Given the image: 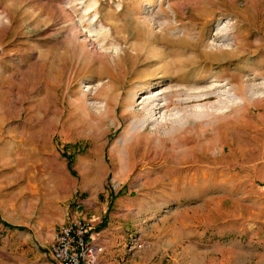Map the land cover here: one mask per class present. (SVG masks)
Masks as SVG:
<instances>
[{
	"label": "rangeland",
	"instance_id": "1",
	"mask_svg": "<svg viewBox=\"0 0 264 264\" xmlns=\"http://www.w3.org/2000/svg\"><path fill=\"white\" fill-rule=\"evenodd\" d=\"M111 212L139 264H264V0H0V264Z\"/></svg>",
	"mask_w": 264,
	"mask_h": 264
},
{
	"label": "built area",
	"instance_id": "2",
	"mask_svg": "<svg viewBox=\"0 0 264 264\" xmlns=\"http://www.w3.org/2000/svg\"><path fill=\"white\" fill-rule=\"evenodd\" d=\"M90 219L71 216L59 223L49 244L54 264H95L102 246L89 235Z\"/></svg>",
	"mask_w": 264,
	"mask_h": 264
},
{
	"label": "bare ground",
	"instance_id": "3",
	"mask_svg": "<svg viewBox=\"0 0 264 264\" xmlns=\"http://www.w3.org/2000/svg\"><path fill=\"white\" fill-rule=\"evenodd\" d=\"M148 30H150V29H148ZM110 33H112V32H110ZM228 35H229V31L226 30V32L224 34H222V37L224 39H227L228 38ZM120 49L122 50L123 48L120 47ZM221 49H223V48H221ZM166 67H167V65H166ZM182 75H183V73H182ZM174 78H176V76ZM177 78L181 82L186 80L185 78L181 79V77H179V74H178V77ZM148 83H151V82L146 81V84L145 85H148ZM101 85H103V84L102 83H99V86H101ZM107 86H108V84L104 85V87H102V88L105 89V88H107ZM176 86H179V87H175L174 89L172 87H170L167 91H164V90L161 91V92L158 91L154 95L143 97V99L140 101V104H141L142 109L146 112V113L145 112L144 113L148 116V118H150L151 116H153V114L155 113L156 110H158V112H161L163 110L164 111L165 110H168V108H169L168 106L170 104H174V102H176V103L177 102H181V100L184 101L186 99H190V98L198 95V94L195 93V87L192 84H189L188 86H185V87H181V85H176ZM230 91H232L231 95H233V96H236L237 95V92L235 91L234 86H229V88L226 90V93L229 94ZM174 93L177 94V95H180L181 93H183L185 97L184 98H182V97H175V101H172L171 100V97H172V95ZM207 95H209V94H207ZM95 96H96V94H95ZM97 97L100 98V96H97ZM237 97H238V95H237ZM239 97L241 98L242 96L239 95ZM101 98L103 99L102 100V103H103V108H102L103 109V113L104 114H107V112H108L107 104L108 103H111L112 100L108 97V95H104ZM131 112L132 111H130L129 113H131ZM144 115H142V117H141L142 119L140 118V120H141L140 123H139V119H137V118L132 119V121H131V123H132V127H131L132 130H136L140 125H142L144 123L145 120H147L146 118L143 119L145 117ZM190 116H192V114ZM163 118L166 121H170L172 123L173 122L175 123V122H177V121L180 120V117L178 115H175V113L170 114L169 118H166L163 115ZM151 120L149 119V121H151ZM126 141H127V138L125 136L121 138V140H120V142H119V144L117 146L120 151H122V148H123V146H124V144H125Z\"/></svg>",
	"mask_w": 264,
	"mask_h": 264
},
{
	"label": "crops",
	"instance_id": "4",
	"mask_svg": "<svg viewBox=\"0 0 264 264\" xmlns=\"http://www.w3.org/2000/svg\"><path fill=\"white\" fill-rule=\"evenodd\" d=\"M81 216L85 217L83 215ZM81 216L79 215L78 217ZM117 217V213L111 212L108 217L109 222L101 229L94 228V225L90 221L89 235L102 246V250L97 255L95 264H139V261H136L133 256L130 254L127 256L125 253L126 231L122 225H118L117 219L120 218ZM64 220L58 221L57 225ZM53 234L54 231L52 232V237Z\"/></svg>",
	"mask_w": 264,
	"mask_h": 264
}]
</instances>
